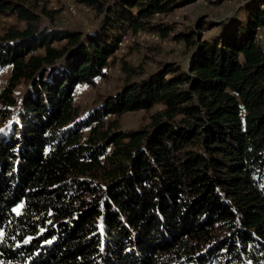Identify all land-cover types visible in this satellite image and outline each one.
<instances>
[{"label":"trees","instance_id":"obj_1","mask_svg":"<svg viewBox=\"0 0 264 264\" xmlns=\"http://www.w3.org/2000/svg\"><path fill=\"white\" fill-rule=\"evenodd\" d=\"M69 1L96 10L98 33L0 0V24H25L0 37V117L21 108L0 134V264H264V0L221 36L188 40L187 70L164 64L86 118L77 87L107 77L129 33L167 38L154 17L176 0ZM157 105L148 126L120 127Z\"/></svg>","mask_w":264,"mask_h":264},{"label":"rangeland","instance_id":"obj_2","mask_svg":"<svg viewBox=\"0 0 264 264\" xmlns=\"http://www.w3.org/2000/svg\"><path fill=\"white\" fill-rule=\"evenodd\" d=\"M75 2L77 0H74ZM114 0H108L113 2ZM254 0H176L172 10L154 17V22L161 23L170 29L167 38L157 32L129 33L116 52L115 63L106 69L107 77L97 79L95 86H78L74 93L75 104L80 108L81 117L86 118L92 110L102 104L109 96L118 94L128 83L147 79L164 64H177L188 69V63L195 51L194 45L188 40H197L201 36L203 41L213 40L221 36L233 22H247L244 8ZM258 1V0H255ZM35 12L41 15L43 26L96 34L101 29L102 18L96 10L85 5L71 3L69 0H27ZM74 7V14L69 8ZM49 12L52 17L43 12ZM25 28V24L15 17H3L0 24V37L11 27ZM257 39L264 44V29L257 30ZM66 42L62 43L65 44ZM54 46H60L56 43ZM125 63L131 73L123 70ZM11 68L0 71V92L9 83ZM27 91V85L19 86L15 93L19 100ZM164 109L157 105L151 111L130 112L119 118L120 127L124 130H137L150 124L151 116ZM21 112L20 104L11 116L0 117V134L18 121ZM115 119L116 117H109Z\"/></svg>","mask_w":264,"mask_h":264},{"label":"snow or ice","instance_id":"obj_3","mask_svg":"<svg viewBox=\"0 0 264 264\" xmlns=\"http://www.w3.org/2000/svg\"><path fill=\"white\" fill-rule=\"evenodd\" d=\"M2 131H3V129H0V132H2ZM23 207H24V205L21 204V205L18 206V208L13 209V211L17 212V214L19 215L20 214V209H22ZM0 235H2V233H0ZM26 243H27V241H26Z\"/></svg>","mask_w":264,"mask_h":264},{"label":"bare ground","instance_id":"obj_4","mask_svg":"<svg viewBox=\"0 0 264 264\" xmlns=\"http://www.w3.org/2000/svg\"><path fill=\"white\" fill-rule=\"evenodd\" d=\"M69 11H70L72 14H74V7L71 6V7L69 8Z\"/></svg>","mask_w":264,"mask_h":264}]
</instances>
